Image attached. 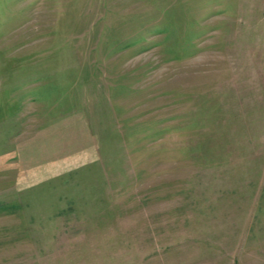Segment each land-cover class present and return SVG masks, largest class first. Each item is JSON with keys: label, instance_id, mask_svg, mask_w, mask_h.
Masks as SVG:
<instances>
[{"label": "rangeland", "instance_id": "1", "mask_svg": "<svg viewBox=\"0 0 264 264\" xmlns=\"http://www.w3.org/2000/svg\"><path fill=\"white\" fill-rule=\"evenodd\" d=\"M0 264H264V0H0Z\"/></svg>", "mask_w": 264, "mask_h": 264}]
</instances>
